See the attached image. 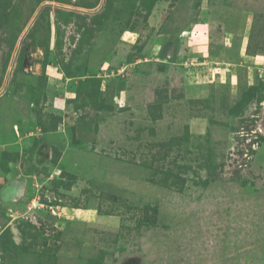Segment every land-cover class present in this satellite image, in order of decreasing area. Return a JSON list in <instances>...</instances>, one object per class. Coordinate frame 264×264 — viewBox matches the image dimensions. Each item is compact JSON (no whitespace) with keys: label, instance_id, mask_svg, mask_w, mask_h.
Returning a JSON list of instances; mask_svg holds the SVG:
<instances>
[{"label":"rangeland","instance_id":"obj_1","mask_svg":"<svg viewBox=\"0 0 264 264\" xmlns=\"http://www.w3.org/2000/svg\"><path fill=\"white\" fill-rule=\"evenodd\" d=\"M0 264H264V0H0Z\"/></svg>","mask_w":264,"mask_h":264}]
</instances>
